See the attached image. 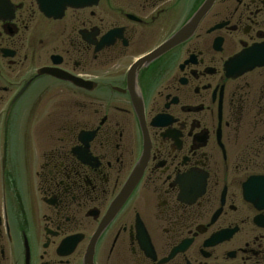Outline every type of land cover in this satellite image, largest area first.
Returning a JSON list of instances; mask_svg holds the SVG:
<instances>
[{"label":"flooded vegetation","instance_id":"obj_1","mask_svg":"<svg viewBox=\"0 0 264 264\" xmlns=\"http://www.w3.org/2000/svg\"><path fill=\"white\" fill-rule=\"evenodd\" d=\"M207 2L0 0V264H264V0Z\"/></svg>","mask_w":264,"mask_h":264},{"label":"water","instance_id":"obj_2","mask_svg":"<svg viewBox=\"0 0 264 264\" xmlns=\"http://www.w3.org/2000/svg\"><path fill=\"white\" fill-rule=\"evenodd\" d=\"M73 1H76L77 0H60L61 3H59L58 5H61L62 8H60L59 10H63L64 6L66 5H72V3H76V2H73ZM215 0H208L207 4H206V7L203 9V12L202 14L207 10V8L211 7V5L214 3ZM40 3H42L44 9L43 11H45L46 13H48V10L47 8L45 7V0L40 1ZM189 29H186L185 31H183L180 35H178L174 40H172V42L174 41H177V40H180L187 32H188ZM168 45L165 47L167 48ZM164 48V49H165ZM240 59V57H237L235 60H233V63L229 66V72L232 74V73H236L235 71L237 69H240V66L239 65H236L234 64L235 62H237L238 60ZM261 64L263 62H260ZM259 62L258 63H252L250 66H248L249 68H252V67H255V65H259L260 64ZM137 179V177H135V180ZM133 181L134 179L130 180V182L128 183V185L125 187V192L120 196L118 202L119 203H122V201L125 199V197L127 196L128 194V191L132 188L133 186ZM114 207H116V204L114 205Z\"/></svg>","mask_w":264,"mask_h":264}]
</instances>
